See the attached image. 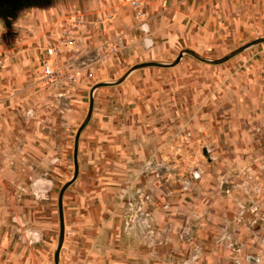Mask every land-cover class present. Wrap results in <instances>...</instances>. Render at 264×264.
I'll use <instances>...</instances> for the list:
<instances>
[{
	"label": "rangeland",
	"instance_id": "374dc122",
	"mask_svg": "<svg viewBox=\"0 0 264 264\" xmlns=\"http://www.w3.org/2000/svg\"><path fill=\"white\" fill-rule=\"evenodd\" d=\"M88 1L0 18V264H54L60 202L59 264H264V42L184 52L264 39V0L216 30L200 2L202 52L115 37Z\"/></svg>",
	"mask_w": 264,
	"mask_h": 264
},
{
	"label": "crops",
	"instance_id": "0c3cea01",
	"mask_svg": "<svg viewBox=\"0 0 264 264\" xmlns=\"http://www.w3.org/2000/svg\"><path fill=\"white\" fill-rule=\"evenodd\" d=\"M126 1L128 0H104L101 3L103 11L114 16L111 27L113 36L120 38L121 35L125 34L124 36L127 38L134 37L137 45L140 44V47H154V50L158 52L159 50H164L166 46H171L176 43H181V47L183 48L202 52L206 50V47L202 45L211 42L215 38V35H210L208 32L201 34L200 32L193 31L192 29L194 28L191 26L190 29L188 28L191 20H202V18H198V15L196 16L194 14L196 12V6L200 2L205 4L206 9L209 4L217 5V9L215 10H219V18H217L218 14L215 15L216 17H207L208 25L213 24L214 30H216L218 25L220 28L222 27V23L225 22L223 9L228 4V1L230 2L232 11H234V6L237 3L242 4L247 0H143V2L140 1L141 9L139 12L141 13L136 16V19L133 17L132 10L126 8V4L123 5ZM98 6L96 0H89L84 6L86 15L83 17L92 19L90 13L99 10ZM134 23H136L135 26H140L135 29L134 33L129 31L126 34L130 29L129 27H132ZM167 29L174 30V33L171 34L169 31L163 32V30ZM105 69L107 70L106 65Z\"/></svg>",
	"mask_w": 264,
	"mask_h": 264
},
{
	"label": "water",
	"instance_id": "95a60500",
	"mask_svg": "<svg viewBox=\"0 0 264 264\" xmlns=\"http://www.w3.org/2000/svg\"><path fill=\"white\" fill-rule=\"evenodd\" d=\"M264 42V39H259V40H255L254 42L244 46V47H241L237 50H235L234 52H232L228 57L226 58H223L221 60H215V61H211V60H205L199 56H197L195 53L191 52V51H184L186 54H189L191 56H193L194 58H196L197 60H200L204 63H207V64H212V65H217V64H221L223 62H226L228 59H230L231 57H234L236 56L237 54L241 53L242 51H244L245 49L253 46V45H256L258 43H263ZM183 53L180 54L179 57H181ZM145 65H141V66H137L133 69H131V71L129 73H131L132 71H134L135 69H138V68H142L144 67ZM161 66H166V65H161ZM91 107H92V101L90 100V111H91ZM89 111V114L84 122V125L88 122L89 120V117H90V114L91 112ZM76 151H77V147H75V150H74V161L76 160L75 158V155H76ZM76 162V161H75ZM77 171V169H76ZM76 175V174H75ZM59 217H60V233H59V239H58V244H57V248H56V251H55V255H54V264H59V255H60V250L62 248V244H63V240H64V223H63V212H62V206H61V202L59 203Z\"/></svg>",
	"mask_w": 264,
	"mask_h": 264
},
{
	"label": "flooded vegetation",
	"instance_id": "af4514ba",
	"mask_svg": "<svg viewBox=\"0 0 264 264\" xmlns=\"http://www.w3.org/2000/svg\"><path fill=\"white\" fill-rule=\"evenodd\" d=\"M47 0H0V18H13L16 14L32 5H45Z\"/></svg>",
	"mask_w": 264,
	"mask_h": 264
},
{
	"label": "built area",
	"instance_id": "2783aa9c",
	"mask_svg": "<svg viewBox=\"0 0 264 264\" xmlns=\"http://www.w3.org/2000/svg\"><path fill=\"white\" fill-rule=\"evenodd\" d=\"M131 5H132V7H134V8H140L139 3L136 2V1H133V2L131 3ZM140 5H141V4H140ZM140 9H141V8H140ZM140 13H141V12H139L138 15H140ZM49 55H54L53 50H49ZM45 71H46V73H49V74H50V71H49V68H48V67H46V70H45ZM70 82H71V83L74 82L73 78L70 79Z\"/></svg>",
	"mask_w": 264,
	"mask_h": 264
}]
</instances>
